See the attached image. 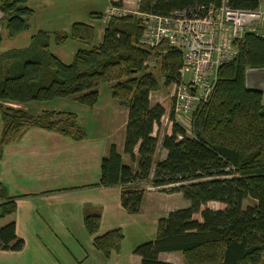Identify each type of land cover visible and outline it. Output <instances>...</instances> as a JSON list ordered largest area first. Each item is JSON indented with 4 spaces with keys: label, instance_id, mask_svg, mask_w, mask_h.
<instances>
[{
    "label": "trees",
    "instance_id": "trees-1",
    "mask_svg": "<svg viewBox=\"0 0 264 264\" xmlns=\"http://www.w3.org/2000/svg\"><path fill=\"white\" fill-rule=\"evenodd\" d=\"M218 0H138L137 10L168 14L200 3ZM234 6L256 8L257 0H235ZM121 5L120 2H112ZM0 23L14 36L29 27L32 10L26 0H0ZM102 18V14L91 15ZM144 26L135 16L112 17L96 43L93 25L75 22L68 33L39 30L28 46L0 53L1 146L26 128L39 126L78 141L86 137L72 112L43 110L38 114L2 102L25 104L73 97L93 106L97 87L111 85L112 97L127 106L123 154L111 143L100 165L101 186L119 185L121 206L137 213L144 187L180 192L189 206L169 212L157 223L153 240L139 244L134 252L142 264H170L158 259L159 252L181 251L185 264L264 263V105L262 94L244 82L248 68L264 67V36L246 33L236 42V56L222 64L207 100L197 106L190 132L176 120L173 103L162 128L160 146L167 151L154 163L159 141L155 126L166 112L164 101L151 103L150 93L159 89L147 62L155 59L168 87L181 80L182 53L163 42L145 48L139 41ZM68 38L82 44L69 64L55 57L49 44ZM2 36L0 35V43ZM1 153V150H0ZM252 200L251 204H245ZM208 201L225 204L223 209H201ZM16 197L0 184V218L16 211ZM199 213L201 221L193 215ZM84 227L93 235L99 227L98 209H84ZM121 228L93 239L103 255L119 251ZM23 240L15 234L14 222L0 227V248L18 250Z\"/></svg>",
    "mask_w": 264,
    "mask_h": 264
},
{
    "label": "crops",
    "instance_id": "crops-1",
    "mask_svg": "<svg viewBox=\"0 0 264 264\" xmlns=\"http://www.w3.org/2000/svg\"><path fill=\"white\" fill-rule=\"evenodd\" d=\"M42 1L46 4L39 12L38 5ZM137 1L26 0L27 7L32 10L29 23L34 25L28 27L31 32L21 36L18 48L28 46L30 37L39 30L50 34L68 33L75 22L93 25L98 43L105 23L102 18L91 15L103 16L112 2H120L123 6L134 3L133 7L137 9ZM6 36L9 37L7 31ZM80 47L82 44L71 38L60 44H55L51 38L49 44L51 53L64 64L72 61ZM244 82L247 88L261 92L264 105V67L248 68ZM170 87L165 88L170 91ZM160 90L159 85L157 91L150 93L149 97L155 94L154 103L166 101ZM97 92L98 99L93 106L82 105L73 97L48 100L54 101L50 105L47 101L2 102L4 106L22 108L33 114L43 110L72 112L86 137L75 141L55 131L32 126L1 146L0 184L8 196L16 197L17 207L14 213L0 218V227L14 222L15 234L23 240V246L18 250L0 248V264H142L141 257L134 252L136 246L155 238L160 218L189 206V201L181 200L180 192H164L148 185L139 211L131 214L121 206L119 185L98 184L101 160L111 143L122 154L124 163L129 164V159L122 152L127 106L112 97L108 83L100 84ZM170 109L171 103H168L160 126L154 128L153 134L158 133L159 141L153 167L156 160L164 159L167 154L160 146V137ZM175 118L189 133L190 124L186 118L176 115ZM0 123L1 133L2 121ZM151 191L177 200H145L146 193ZM86 207L99 211V227L93 235L84 227ZM206 207L218 210L225 204L208 201L201 209ZM193 217L201 221L199 213ZM117 228L123 231L120 250H111L109 256H105L94 247L93 239ZM158 259L170 264H185L181 251L159 252Z\"/></svg>",
    "mask_w": 264,
    "mask_h": 264
},
{
    "label": "built area",
    "instance_id": "built-area-1",
    "mask_svg": "<svg viewBox=\"0 0 264 264\" xmlns=\"http://www.w3.org/2000/svg\"><path fill=\"white\" fill-rule=\"evenodd\" d=\"M218 1L165 15L111 4L102 16L105 24L112 17L135 16L144 26L142 46L151 49L165 42L181 51V80L173 84V111L189 124L193 111L211 93L218 68L236 56V42L246 33L264 36V0H257L256 8L234 6L235 0Z\"/></svg>",
    "mask_w": 264,
    "mask_h": 264
},
{
    "label": "rangeland",
    "instance_id": "rangeland-1",
    "mask_svg": "<svg viewBox=\"0 0 264 264\" xmlns=\"http://www.w3.org/2000/svg\"><path fill=\"white\" fill-rule=\"evenodd\" d=\"M135 1V0H134ZM129 2V0H128ZM46 4V1H42L39 5H38V8H39V12L42 10V8L45 6ZM134 6V3L132 4H127V6H125L126 8L132 10L134 9L135 7ZM30 26L33 27V23H29ZM29 32H31L29 29L19 33V34H16L14 36H10V37H7L6 36V31H5V28H4V20H2V22L0 23V35L2 36V41L0 43V53H3L5 51H8L10 49H13V48H18L19 47V44L20 42L22 41V38L21 36L25 35V34H28ZM147 67H148V71H150L154 76L155 78L158 80L159 82V85H160V91L162 92V96H166V101H168V103H173V97H172V88H174L173 85H170V91L169 89L167 90V88H165L162 84L163 82V78L159 72V66H158V63L155 59H149V61L147 62ZM69 98V97H68ZM155 94L153 93L150 97V101L151 103H154V100H155ZM164 101V100H163ZM165 101V102H166ZM48 104H53L54 101H47ZM167 103V104H168ZM1 122V121H0ZM1 125V123H0ZM118 136L120 134V131H118V133H116ZM142 187H144V189H147L148 185H145V184H140ZM147 195L145 196V200H177L176 197H168L166 196V194H162V193H158L156 191H151L149 193H146ZM180 198L181 200H185L183 199L182 195H180ZM172 202V201H171ZM252 203V200H246L245 201V204H251Z\"/></svg>",
    "mask_w": 264,
    "mask_h": 264
}]
</instances>
